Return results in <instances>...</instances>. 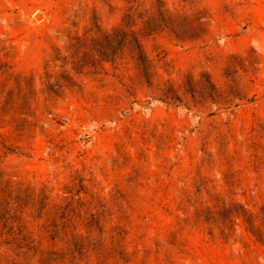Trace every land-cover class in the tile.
Segmentation results:
<instances>
[{
  "label": "rangeland",
  "instance_id": "rangeland-1",
  "mask_svg": "<svg viewBox=\"0 0 264 264\" xmlns=\"http://www.w3.org/2000/svg\"><path fill=\"white\" fill-rule=\"evenodd\" d=\"M0 264H264V0H0Z\"/></svg>",
  "mask_w": 264,
  "mask_h": 264
},
{
  "label": "trees",
  "instance_id": "trees-1",
  "mask_svg": "<svg viewBox=\"0 0 264 264\" xmlns=\"http://www.w3.org/2000/svg\"><path fill=\"white\" fill-rule=\"evenodd\" d=\"M126 36L127 34L125 30L121 27H116L111 31L103 32L101 40H99L100 42L98 41L99 46L97 51L99 55L106 60H112V55L116 53V49H121L124 46ZM132 44L135 58L142 71L147 74L149 70V60L140 45L138 37L134 34H132Z\"/></svg>",
  "mask_w": 264,
  "mask_h": 264
}]
</instances>
